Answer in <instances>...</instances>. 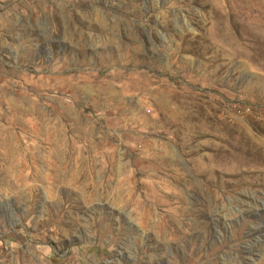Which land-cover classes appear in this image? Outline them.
Instances as JSON below:
<instances>
[{"label": "rangeland", "instance_id": "rangeland-1", "mask_svg": "<svg viewBox=\"0 0 264 264\" xmlns=\"http://www.w3.org/2000/svg\"><path fill=\"white\" fill-rule=\"evenodd\" d=\"M0 264H264V0H0Z\"/></svg>", "mask_w": 264, "mask_h": 264}, {"label": "bare ground", "instance_id": "bare-ground-1", "mask_svg": "<svg viewBox=\"0 0 264 264\" xmlns=\"http://www.w3.org/2000/svg\"><path fill=\"white\" fill-rule=\"evenodd\" d=\"M253 6V5H252ZM235 11V10H234Z\"/></svg>", "mask_w": 264, "mask_h": 264}]
</instances>
